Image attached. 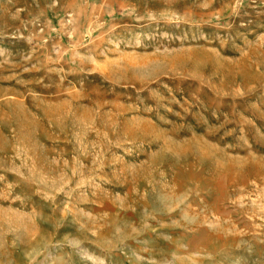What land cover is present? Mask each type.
Masks as SVG:
<instances>
[{
	"label": "rangeland",
	"instance_id": "obj_1",
	"mask_svg": "<svg viewBox=\"0 0 264 264\" xmlns=\"http://www.w3.org/2000/svg\"><path fill=\"white\" fill-rule=\"evenodd\" d=\"M0 264H264V0H0Z\"/></svg>",
	"mask_w": 264,
	"mask_h": 264
}]
</instances>
